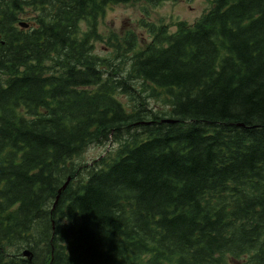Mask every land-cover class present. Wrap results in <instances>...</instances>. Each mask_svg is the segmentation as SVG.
Here are the masks:
<instances>
[{"label": "trees", "instance_id": "1", "mask_svg": "<svg viewBox=\"0 0 264 264\" xmlns=\"http://www.w3.org/2000/svg\"><path fill=\"white\" fill-rule=\"evenodd\" d=\"M135 1L0 0V264H264V0L95 54Z\"/></svg>", "mask_w": 264, "mask_h": 264}, {"label": "rangeland", "instance_id": "2", "mask_svg": "<svg viewBox=\"0 0 264 264\" xmlns=\"http://www.w3.org/2000/svg\"><path fill=\"white\" fill-rule=\"evenodd\" d=\"M213 0H167L157 6H153L145 1H135L129 3H118L108 5L103 13L97 18L95 32L92 39L93 52L99 56L108 57L112 55L113 47L119 43L127 32L132 31L136 35L141 45L151 41L153 34L149 32L150 25L157 27L165 26L169 32L177 28L179 22L192 24L197 21L212 6ZM35 11L31 7H25L24 11L18 12L19 21L27 22L31 25V17ZM146 25H143V24ZM149 25V26H147ZM88 25L85 21L80 23V30L86 31ZM122 102L126 104L128 98L120 96ZM148 101V107L154 110L164 109L162 103L164 99L152 97ZM118 145L111 138L105 144H91L78 161L91 164L95 159L103 156L107 151L114 150ZM25 248V247H23Z\"/></svg>", "mask_w": 264, "mask_h": 264}, {"label": "water", "instance_id": "3", "mask_svg": "<svg viewBox=\"0 0 264 264\" xmlns=\"http://www.w3.org/2000/svg\"><path fill=\"white\" fill-rule=\"evenodd\" d=\"M66 182H67V181H66ZM66 182L64 183V185H63L62 187L65 186ZM23 255H26L28 258H30V256H31V252H30L29 250L26 249V250L23 251Z\"/></svg>", "mask_w": 264, "mask_h": 264}]
</instances>
